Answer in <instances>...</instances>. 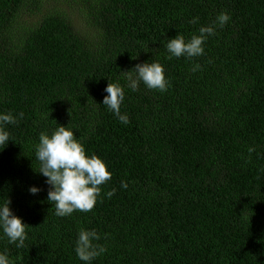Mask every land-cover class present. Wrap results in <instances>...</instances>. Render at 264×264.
<instances>
[{
	"label": "trees",
	"instance_id": "trees-1",
	"mask_svg": "<svg viewBox=\"0 0 264 264\" xmlns=\"http://www.w3.org/2000/svg\"><path fill=\"white\" fill-rule=\"evenodd\" d=\"M65 1L87 32L61 10L20 25L44 0H0V112L24 113L0 146V203L28 225L22 248L0 230V252L10 264H84L75 242L95 229L106 252L92 264H264V0ZM222 12L231 19L204 55L169 59L168 39ZM154 61L167 91L129 89L124 72ZM110 82L124 87L127 124L103 105ZM59 124L113 173L91 211L65 217L35 157Z\"/></svg>",
	"mask_w": 264,
	"mask_h": 264
},
{
	"label": "clouds",
	"instance_id": "clouds-1",
	"mask_svg": "<svg viewBox=\"0 0 264 264\" xmlns=\"http://www.w3.org/2000/svg\"><path fill=\"white\" fill-rule=\"evenodd\" d=\"M230 19L227 12H222L216 17L213 25L199 28V34H193L190 39H186L180 33L168 39L165 47L170 54L169 59L204 55V44L208 37L216 34V26L222 28ZM188 22L197 24L199 17H193ZM200 67L197 63L191 70L195 72ZM133 70L135 75L132 71L124 72L128 81L127 87L132 91H138L141 82L148 89L167 91L170 81L159 61L137 64ZM105 92L108 95L105 96L103 105L107 106L122 124L129 123L128 115L121 113V106L125 100L124 87L110 82ZM23 118V112H20L18 117L12 112H0V146L8 145L12 141L7 126L16 125ZM253 150L250 148L249 152ZM35 157L40 162L38 173L47 178L46 183L50 186L47 199L54 204L55 214L60 217L69 216L75 211H91L101 197V186L113 175L104 159L96 154H88L82 139L77 138L69 126L59 124L51 134L42 132L36 145ZM120 187L127 189L128 182L122 180ZM39 191L41 189L36 186L29 189L33 195ZM115 193L116 189H112L106 196L111 198ZM10 203V200L0 203V230L9 243L22 248L27 239L28 225L13 213ZM100 240L101 235L95 229H81L75 242L77 258L84 264H92L97 257L106 252V248L97 243ZM0 264H10L6 251L0 252Z\"/></svg>",
	"mask_w": 264,
	"mask_h": 264
},
{
	"label": "rangeland",
	"instance_id": "rangeland-1",
	"mask_svg": "<svg viewBox=\"0 0 264 264\" xmlns=\"http://www.w3.org/2000/svg\"><path fill=\"white\" fill-rule=\"evenodd\" d=\"M55 10H61L63 13H65L74 23V25L82 32L88 31L82 14L76 9L73 4L65 0H44L40 12L33 15L24 13L23 18L19 19L20 25L36 24L42 19L44 14Z\"/></svg>",
	"mask_w": 264,
	"mask_h": 264
}]
</instances>
